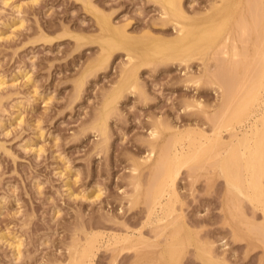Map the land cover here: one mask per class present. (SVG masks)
Wrapping results in <instances>:
<instances>
[{"label":"rangeland","instance_id":"rangeland-1","mask_svg":"<svg viewBox=\"0 0 264 264\" xmlns=\"http://www.w3.org/2000/svg\"><path fill=\"white\" fill-rule=\"evenodd\" d=\"M177 1L190 19L204 17L215 4L225 3ZM243 1L237 6L242 3L244 8L248 3ZM89 4L136 39L149 35L146 38L172 41L179 33L176 27L180 25L166 15L160 0H0V264H68L74 242L80 239L84 243L85 230H101L109 236L127 230L139 232V228L146 244L150 238V244L160 243L157 249L167 244L169 250V242L173 247L183 241L181 252L178 246H170L169 254L179 251L178 256L174 253L177 260L170 255L175 264H264V237L259 234L264 232L263 213L255 211L239 191L235 196L237 189L229 187L213 159H206L217 164H211L213 167L202 161L206 172H201L202 166L200 171L196 169L199 172L185 166L177 174L180 200L176 208L185 222L175 224L190 228L177 227L185 230L179 233L174 225V233L182 234L180 241L168 233L173 224L171 229L158 227L165 231L160 230L161 236L155 223H145L146 201H139L136 207L131 203L135 195L147 190L154 176L151 165L155 156L150 155L155 131L160 133L159 143L167 141L163 145H170L177 129L212 131L214 120L211 124L208 117L220 110L226 93L221 81L227 78L221 71L222 54L220 60L214 54L219 51L210 50L205 61L199 54L180 64L178 60H153L139 67L134 84L132 78L125 79L127 84L122 78L129 62L125 50H116L107 63L96 65L102 50L91 40L101 31L94 17L97 10L91 11ZM235 28L233 32L239 36L240 28ZM77 36L83 37L82 44ZM251 41L248 56L253 52ZM243 66L249 73L258 69V64ZM115 88L120 95L105 115V103ZM124 223L132 228L125 230ZM256 224L262 225L260 230ZM147 245L150 247L134 248L137 254L130 249L129 258L125 255L130 251H124L127 259L119 255V260L111 255L115 254L112 246L101 247L94 264L170 262L165 254L168 250ZM160 251L164 263L156 256Z\"/></svg>","mask_w":264,"mask_h":264},{"label":"bare ground","instance_id":"bare-ground-1","mask_svg":"<svg viewBox=\"0 0 264 264\" xmlns=\"http://www.w3.org/2000/svg\"><path fill=\"white\" fill-rule=\"evenodd\" d=\"M232 1L233 0H229V1L225 0L224 4L220 3L222 4L221 6H218L220 4H215V7H213L214 5L212 6L213 8L211 12L209 10L208 12L210 13L207 12L208 14L206 13L204 17H198L199 19L198 18L190 19L188 17L189 15L185 13L184 9L182 8L183 5L181 6V4L177 0H160V3L162 4V7L164 8L163 10H165L166 15L170 18L172 22L174 20V24L176 21V25L177 24L180 25L179 27H176V28H179L178 30L179 33H177V36H175L174 40L172 41H165L163 39H155L151 37L146 38L147 36H149L146 33H145L147 35L146 37H143L141 39H136L135 37H132L128 34V31L125 27L115 25V23H113V21L111 20L112 18L103 14L102 11L99 12L100 8L96 9L97 10L96 12V10H93V7H92L93 5L89 4L91 11L96 12L95 13L96 16L94 17H96L97 24L99 25L100 31H101V34L95 37L97 39L94 38L93 40H91L92 42L99 43L101 50H102L101 56L103 58L100 56L101 57L99 58L100 61L98 59L99 62L98 63L96 62L97 64L96 63L95 64L100 66L104 63H107L108 59H110L109 57H111L112 54L116 52V50H125L129 57V62L126 63L127 65L123 67L124 70L122 69L123 70L122 78L124 80L125 79L129 80L132 78L133 80L132 84H134V82L137 81L135 80L136 79L135 77L137 75V71L139 70V67H141V65L151 63L153 62V60L155 61L157 59L158 60L167 59V60H178L177 61L178 63L179 61L180 63L181 62L188 63L189 61L192 60V58L194 59L195 56L197 57V55L199 54H201V57L203 58V60H204V57L206 59L207 56L205 55H208L207 52L210 50H214V52L219 51L218 54H216L217 52L214 53L216 55L215 57L220 58L221 54H222V58L224 57L223 59L224 63L221 65L222 62L221 61H220L221 63L219 62L222 69L219 67L220 65L218 64L219 65L218 70L220 71L221 69V71L223 70L226 73V77H227L225 80L226 82L223 81V77L221 79V81L226 86V87H223L226 89L225 90L226 93L224 92L225 96H223V101H222L220 110L214 111L212 115L208 117L209 119H211V124H213L212 121L214 120L213 121L214 126L212 128V131L207 132L205 131L204 128L203 130L202 127L201 128L186 127L185 129L182 128L181 130L177 129L173 133L174 134L173 140L171 141L168 138L169 141L171 142L170 145L168 144L163 145L167 141H165L163 144L159 143L158 142L159 140H156V139L159 138L158 136L160 133L157 134L156 131L155 133L152 132L154 136V139L151 143L153 149L151 150V155L150 154L149 155L155 156V158L153 159L152 165L150 164L152 175L154 176H151L152 180L147 190L146 191L144 190L142 193H138L137 195L134 194L135 196L133 195L134 197L131 203L135 206V204L137 205L139 201L141 202L146 201L147 209L145 211L146 212V222L145 223H147V225L149 224V226L151 223L152 224L155 223L153 224L154 226L151 224V226H153L154 229H159L158 227H160L161 229L162 228L171 229V226L173 224L172 232L171 231L168 232L170 234L171 233L173 234L175 232L173 231L176 226L175 223H178V222L180 223L181 219H183L182 218L183 215L181 216L180 215L181 213L180 214L177 213V208H176L178 204L177 202L180 200V196H179L180 194H178V190L175 187V184H176L175 179L177 177V174L179 173L180 169L185 166L186 167L188 166V168L194 167V170L196 169L201 170V168L203 167V164H205V163H202V161L205 162L206 159H209V160L213 159V161L211 160L212 162L217 161L219 164L217 171L218 169H220V173L221 175L224 176V178L226 177L229 187L234 186L232 188H234L235 190L237 189L235 192V191H232L234 189L230 188L229 192L231 191V193L233 194L235 192V196H236V193H238L237 191H239L242 195V198L244 197L247 198L246 201L251 203L253 209L255 211L260 210L263 213V217H264V0H247L246 1L248 3L246 5L247 8L246 6L243 8L244 5L240 3L241 1L239 3L242 6L239 3H238L239 5L237 6V2L239 0H236V2H234L235 6L232 5L233 4ZM87 3H89V1ZM87 3L86 5H88ZM243 4H246V3H243ZM91 11L89 10V12ZM235 27L240 28L238 32H241V34L239 33L240 34L239 36H236V34H234L233 32L235 29H238ZM236 31L235 33H237ZM149 33L150 32H148V34ZM246 34L249 36L248 38H246L247 37ZM250 36H254L252 41L250 39ZM76 39L78 42L81 43L83 37L77 36ZM248 39H250L253 45V52L252 54H249L250 57L248 56L249 42H250ZM85 40H83V42H85ZM89 40H86V42ZM239 42L240 43L243 42L244 45L240 46ZM251 56L254 58L253 60L251 59ZM247 57L250 58L251 61L247 60L248 59ZM254 60L256 62H254ZM257 61H259L260 63H257ZM241 63H242V66L245 65L246 67L247 65V67H251V68H253L254 66L258 64V69L256 71V69L253 68L252 72L249 73L248 71L250 70L245 69L246 70L245 71L244 66L243 67L241 66L242 69L244 70V72H242L243 70H241V67H240ZM220 74L221 73L219 72V75ZM29 79L30 78H28V80ZM122 81L123 80H121V83ZM125 81H123L124 84H125ZM116 90L114 92H111L112 94L110 93L111 95L105 103L106 110L104 109L105 113L103 112L105 115L106 113H108L110 107H112V103L115 102V100L120 95L119 94L120 89L118 91ZM224 131L228 132L227 136L223 134ZM159 145L161 147H159ZM150 158L151 157H149V159ZM209 160H206L207 164ZM211 161H209L210 165L211 164L214 166L217 165V164L212 163ZM149 162H151V160H149ZM200 162L202 163V165H200ZM210 165L208 164V166ZM197 167H200V168H197ZM205 168L206 167H203L202 168L203 170H201V172L202 171L206 172L204 170ZM241 168L245 170L244 172H246V174L242 172ZM239 170L244 174L243 176L242 174H239L238 172ZM213 171H214V168H213ZM215 171H216V168H215ZM198 174H197V177H198ZM94 196L99 197L100 194H94L93 197ZM228 197H231V196H228ZM230 199L231 198H229V200ZM232 209L234 208L232 207ZM236 210H237V207L235 209V212L238 211ZM181 212H183V210H181ZM244 216L246 215L244 214ZM181 222H185V218H184V221H181ZM156 224H158L157 228H155ZM124 225L126 226L127 224L124 223ZM144 225L145 224H143V226ZM182 225L184 227V224ZM182 225L180 226L182 227ZM245 225H248V224L245 223ZM127 226L125 230L132 228L130 226H128L129 228H127ZM180 226L179 225L176 226V229L178 232L181 230L179 233L185 231L183 230V228H180V229L177 228ZM261 226L262 225H257V228ZM187 227L186 229L187 231H189L190 229L189 225ZM257 228L254 230L258 232ZM161 229L156 230V231L158 233L160 232L162 236V234L164 233H162L161 231L163 232L165 231L164 229L163 230ZM258 229L260 230V228ZM136 230L141 231L140 228ZM140 231L135 232V231L127 230L123 234L116 233V234H111L108 236L106 235L107 233L104 234L101 232V230L98 232L96 231L91 232V231L85 230L84 241L81 240L84 243H81V242L79 243L80 239H77V241H75L74 239L75 245L70 250V254L68 257L69 258L68 264H94V261L96 260L95 259L96 252L99 253L97 250H99L101 247L109 248V246H112L115 254L114 255L111 254V255L114 258H117L119 257V255H121L120 257L122 259L123 258L127 259V257L130 256V253H131L130 249L133 248V251L134 250L137 251L136 249L138 245L141 248L142 246L150 247L147 245L149 243V245H153L152 249L165 250L167 248V244H166L167 241L165 243V239L164 240L162 239L161 241L162 242L164 241V243L166 244V248L164 247L165 245L163 246L164 243L161 242L163 248H160L161 246L160 245L159 246L160 249H157L160 243L158 245H156L153 242H152L153 244L152 243L150 244L149 241L151 238L149 239V237L147 236H146L147 238L146 241H148V239L149 241L146 244L144 240L145 236L143 237V234L141 233L142 231L141 232ZM262 231H264V225H263ZM178 232H176L177 234L174 233L176 237L180 235L178 234ZM103 234L108 236L107 237L108 239L104 240L103 238L105 237H103L104 236ZM259 234L262 235L261 237H264L263 235L264 232L263 234L262 232ZM165 235H164V238L167 239V235L166 236ZM153 236L155 237V235ZM172 237H174V240H175L176 237L175 236H172ZM181 237H182V234L181 236L178 237V239ZM158 238L159 237L157 236V242L160 241V238H159V241H158ZM170 239H171V235H170ZM179 241L176 243L179 244L180 243ZM144 243L146 245H144ZM182 243L183 241L181 242V245L179 244L181 247L183 245ZM19 244H16L15 248L16 250L21 252ZM169 244L172 247L173 243L169 242ZM179 245L177 246L179 247L178 250L180 251L181 248ZM154 246H156V248H154ZM170 246L168 247L170 252L172 248L174 247H175L174 249H177L176 244L175 246L173 245L172 248ZM169 250L165 252L166 256L169 254L168 253ZM124 251L125 253L127 251H130V252H128V254L125 255ZM179 251H177V253L175 251H172L173 254L172 253L169 254V259H170V255L172 254L173 256H171V259L173 257L174 258L173 260H177V256H178L177 254L179 253ZM207 252L209 254L211 253L209 251ZM109 253H110V250H109ZM162 253H163V258L161 257L162 256L161 251L156 256L158 257V255L159 256L161 255L160 256L161 259L160 258L159 259L161 261L163 260V263H164L165 256H164V252ZM174 253H176L177 255L176 257L174 256ZM199 253H200V249H199ZM138 254H140V252H138ZM181 254H183L184 256V253H181ZM209 254L207 256H209ZM124 255L127 257L125 258ZM148 256L146 259L150 258V260H152L151 257L148 258ZM156 256H154V258ZM142 257L145 258L146 256H142ZM142 257L141 259L140 258L138 259L142 261L144 259V258L142 259ZM157 257L155 259H157ZM117 259H115V262L117 261ZM171 259H170V262L168 261V263L172 262V264L173 263L175 264V262H177V261L173 262L171 261ZM157 262H158V259H157ZM112 263H113V260H112ZM154 263H155V260H154ZM149 264H153V261L152 263H149ZM224 264H225V261H224Z\"/></svg>","mask_w":264,"mask_h":264}]
</instances>
